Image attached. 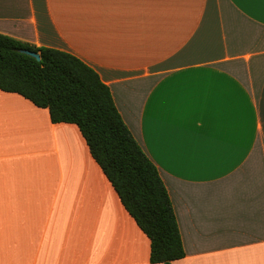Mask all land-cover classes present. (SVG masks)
Instances as JSON below:
<instances>
[{
	"label": "crops",
	"instance_id": "0c3cea01",
	"mask_svg": "<svg viewBox=\"0 0 264 264\" xmlns=\"http://www.w3.org/2000/svg\"><path fill=\"white\" fill-rule=\"evenodd\" d=\"M0 32L98 71L185 255L264 264V0H0ZM75 123L0 89V264H163Z\"/></svg>",
	"mask_w": 264,
	"mask_h": 264
},
{
	"label": "trees",
	"instance_id": "16d2710c",
	"mask_svg": "<svg viewBox=\"0 0 264 264\" xmlns=\"http://www.w3.org/2000/svg\"><path fill=\"white\" fill-rule=\"evenodd\" d=\"M30 49L41 59L24 53ZM0 89L48 108L53 122L75 123L92 157L151 241L150 261L172 264L185 249L157 165L134 137L98 71L75 54L0 32Z\"/></svg>",
	"mask_w": 264,
	"mask_h": 264
},
{
	"label": "water",
	"instance_id": "95a60500",
	"mask_svg": "<svg viewBox=\"0 0 264 264\" xmlns=\"http://www.w3.org/2000/svg\"><path fill=\"white\" fill-rule=\"evenodd\" d=\"M22 52L24 53H27L33 57H35L36 59L40 60L41 59V56H40V53L37 52V51H33V50H30V49H21Z\"/></svg>",
	"mask_w": 264,
	"mask_h": 264
}]
</instances>
